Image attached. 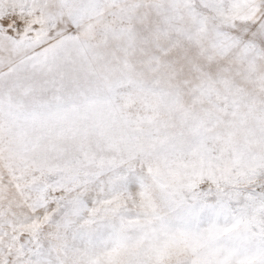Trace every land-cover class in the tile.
<instances>
[{
	"label": "snow or ice",
	"instance_id": "obj_1",
	"mask_svg": "<svg viewBox=\"0 0 264 264\" xmlns=\"http://www.w3.org/2000/svg\"><path fill=\"white\" fill-rule=\"evenodd\" d=\"M0 264H264V0H0Z\"/></svg>",
	"mask_w": 264,
	"mask_h": 264
}]
</instances>
